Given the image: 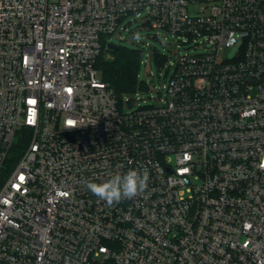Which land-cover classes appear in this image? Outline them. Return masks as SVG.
<instances>
[{
	"label": "built area",
	"instance_id": "2783aa9c",
	"mask_svg": "<svg viewBox=\"0 0 264 264\" xmlns=\"http://www.w3.org/2000/svg\"><path fill=\"white\" fill-rule=\"evenodd\" d=\"M143 11L204 52L135 109L95 65ZM0 264H264V0H0Z\"/></svg>",
	"mask_w": 264,
	"mask_h": 264
},
{
	"label": "rangeland",
	"instance_id": "374dc122",
	"mask_svg": "<svg viewBox=\"0 0 264 264\" xmlns=\"http://www.w3.org/2000/svg\"><path fill=\"white\" fill-rule=\"evenodd\" d=\"M147 14L143 11L141 17L130 15L112 36L106 38L107 43L141 51L138 87L134 92L124 94L125 101L134 100L135 109L139 106H159L161 99H165L167 91L164 86L169 84L175 71L171 63L176 60V55L204 52V48L197 46L192 39L151 27L145 20ZM237 50V47L225 48L220 53V60L234 58ZM106 57L111 59L112 55L107 53ZM125 110L131 112L127 106Z\"/></svg>",
	"mask_w": 264,
	"mask_h": 264
},
{
	"label": "trees",
	"instance_id": "16d2710c",
	"mask_svg": "<svg viewBox=\"0 0 264 264\" xmlns=\"http://www.w3.org/2000/svg\"><path fill=\"white\" fill-rule=\"evenodd\" d=\"M107 53L112 55L111 59L106 57ZM95 66L103 81L122 98L124 94L132 93L138 87L141 51L124 45H120L117 50H110L108 43L104 42L103 51Z\"/></svg>",
	"mask_w": 264,
	"mask_h": 264
},
{
	"label": "clouds",
	"instance_id": "9594fccd",
	"mask_svg": "<svg viewBox=\"0 0 264 264\" xmlns=\"http://www.w3.org/2000/svg\"><path fill=\"white\" fill-rule=\"evenodd\" d=\"M148 180L149 174L146 170L129 169L123 174L116 173L100 183L88 181L85 187L92 195L111 207L123 199H132L144 193L148 187Z\"/></svg>",
	"mask_w": 264,
	"mask_h": 264
},
{
	"label": "water",
	"instance_id": "95a60500",
	"mask_svg": "<svg viewBox=\"0 0 264 264\" xmlns=\"http://www.w3.org/2000/svg\"><path fill=\"white\" fill-rule=\"evenodd\" d=\"M119 48L118 45H116L115 43L111 42L108 44V49L110 50H117Z\"/></svg>",
	"mask_w": 264,
	"mask_h": 264
}]
</instances>
